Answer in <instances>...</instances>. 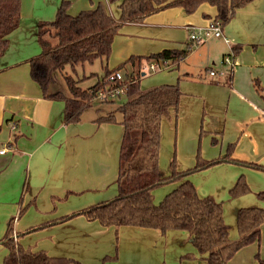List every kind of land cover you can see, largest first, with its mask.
<instances>
[{
  "label": "crops",
  "instance_id": "crops-1",
  "mask_svg": "<svg viewBox=\"0 0 264 264\" xmlns=\"http://www.w3.org/2000/svg\"><path fill=\"white\" fill-rule=\"evenodd\" d=\"M62 1H47L44 11L49 8L53 14ZM68 1L72 15L92 9L100 2L107 5L115 18L120 15L118 3L110 0ZM44 11L30 13L22 8L20 27L8 37L9 48L0 59V151L6 150L0 153V264L8 255L2 241L11 222L16 242L24 249L45 250L51 256L72 258L80 264H103L102 259L114 255L116 246L118 261L106 264H206L186 231L162 233L133 226L117 230L84 216L59 220L118 194L116 180L124 127L118 123H97L96 119L106 112L101 107L94 113H89L90 108L80 122L68 124L65 103L43 97L30 76L27 61L38 53V50L29 53V46H34L28 43L38 39L39 23L52 19ZM216 15V7L208 3L193 14L179 7L169 8L143 23L123 25L114 40L111 54L114 60L110 57L111 64L107 63L111 70L133 55L149 56L192 46L183 61L159 71L164 72L161 80L147 86L153 89L159 84L179 83L183 92L178 112L172 110L162 122L159 159L162 168H168V162L176 155L179 169H190L197 163L199 150L204 159L214 160L226 155L230 144H235L234 158L264 165V0H255L239 9L223 28L224 38L194 45L190 41L191 32L209 26ZM233 46H241V51L233 61L231 83L230 76L211 77L207 69L220 63V68H211L222 70L224 58ZM133 70L135 67L128 64L121 73L125 76ZM256 81L262 92L258 91ZM141 89L149 90L143 85ZM170 163L167 172L163 170L167 175ZM241 175L254 192L264 191V171L228 163L193 174L189 179L200 197L228 201L229 191ZM177 185L169 184L162 195ZM231 202L234 205L227 206L225 202L224 208L231 231L233 219H227L228 212L237 222L239 209L264 208V202L252 194ZM55 220L46 228L27 233ZM261 242L257 244L264 259ZM188 253L195 254V259L182 258ZM253 264L260 263L256 259Z\"/></svg>",
  "mask_w": 264,
  "mask_h": 264
},
{
  "label": "trees",
  "instance_id": "trees-1",
  "mask_svg": "<svg viewBox=\"0 0 264 264\" xmlns=\"http://www.w3.org/2000/svg\"><path fill=\"white\" fill-rule=\"evenodd\" d=\"M253 1L255 0H110V3H118L120 15L115 18L103 2L92 9L72 15L69 12L71 2L63 0L53 21L39 23L37 38L41 52L27 61L30 76L39 85L45 99L65 103V121L68 124L82 120L83 114L92 108L100 90L107 87L113 90L123 84L116 78L117 72H122L128 64L135 67V70L124 76L128 101L96 119L99 124L118 123L124 127L116 180L118 194L111 200L61 217L60 221L84 216L89 221H98L104 227H115L117 230L123 226H133L158 229L162 233L171 230L186 231L206 264H229L242 248L253 243L260 244L264 208L250 206L239 209L236 215L239 238L232 240L231 228L225 220L224 202L211 196L200 197L189 177L223 163L260 171H264V165L234 158L235 144H230L226 155L214 160L204 159L199 150L197 163L190 169L180 170L176 156L170 163L169 175L160 168L162 122L172 110L178 112L183 92L179 83L162 84L143 92L141 69L146 63L153 61L159 64L168 61L170 66L177 65L192 51L191 44L181 51L168 49L149 56L133 55L112 70L107 64L114 40L125 24L143 23L148 17L169 8L179 7L187 14H193L202 4L208 3L217 9L213 23L224 28L239 9ZM21 10L22 0H0V59L9 48L8 37L20 27ZM205 17L209 18L207 15ZM240 51L241 46H233L228 55L235 59ZM99 59L106 61L105 73L96 84L88 88H82L79 80L67 71L69 67L75 72L77 66L93 64ZM60 72H65L67 87L60 88L57 85ZM228 76L231 83L233 72ZM256 87L262 92L258 81ZM174 183L178 185L157 204L155 191L161 186ZM251 192L246 177L241 175L230 189L229 196L236 199ZM255 195L264 202V191ZM55 222L57 220L46 222L38 228L29 229L27 233L46 228ZM22 235L24 234L19 236ZM15 236L17 237L11 222L5 240L2 241V245L8 250L3 264H80L72 258L51 256L45 250H26L16 242ZM118 238L116 232L117 241ZM195 257V254L188 253L182 258L192 260ZM118 259L116 246L114 255L105 256L102 262L106 264ZM256 259L264 264L259 253Z\"/></svg>",
  "mask_w": 264,
  "mask_h": 264
},
{
  "label": "rangeland",
  "instance_id": "rangeland-1",
  "mask_svg": "<svg viewBox=\"0 0 264 264\" xmlns=\"http://www.w3.org/2000/svg\"><path fill=\"white\" fill-rule=\"evenodd\" d=\"M47 1H49V0H22L23 11L24 12H30V13L42 12V11L45 10L46 7H48L47 6ZM44 12H45V14L47 16H50V17L52 16V19H47L46 21H53L56 18L57 10L53 14H52V12H50L49 8H48L47 11H44ZM31 42L32 41H29L28 44L29 45L33 44L34 48L32 46H29V48H30L29 49V53L36 52V50H38V53H35V54L32 55V56H36L37 54H39L41 52V46H40V44L38 42V39L37 40L35 39L32 43ZM195 47H198V46H195ZM112 59L114 60V58H112ZM105 64H106L105 59H104L103 62L101 61V59H99V60L95 61L93 64H85V65L77 66V69H76L75 72L71 71V69L69 67L67 68V71H68L69 74H72L75 79L79 80V82H80L79 84H80V86L82 88H88V87L96 84L101 79V77L105 73V70H104ZM110 64H111V59L109 60V65ZM119 64H121V63H119ZM212 66L213 65H211V67ZM213 67L220 68V63H217L216 66H213ZM222 67H223L222 70L229 68L226 65H223ZM64 74H65V72H62V73L60 72L58 74L59 80H58V84L57 85L60 88L67 87L66 86V82H65ZM162 75H164V72H158V73L156 72V73H153L152 75L146 76L145 78L142 79L143 82L141 80V82H142L141 83V87L143 85V87L145 86L146 88H149V90H151L152 88L151 87H147V86L149 84H153L154 82H156L158 80H161ZM224 78L227 79L228 76L224 77ZM160 85L161 84L156 85L153 88L158 87ZM110 101H112V102H103L99 97L95 98L94 101H93V106L91 108L92 110L89 111V113H94V111H96L97 107H101V108H103V110H106L105 113H109V112L113 111L117 106L127 102L128 101V97L126 95H121V96L116 97V98H114V99H112ZM171 145L173 147V142H171ZM162 155H165V157H166V154H162ZM163 162L164 161L161 162V165H163L162 164ZM169 163H170V161L168 162V165H167L168 168H162V166L160 168L162 170H165V171L168 170L169 169ZM168 187H169V185H164V186H161V187H159L157 189V191H156V193H157L156 194L157 195V202L156 203L157 204L159 202H161L164 199V197L166 196V195L165 196L162 195V194H164V192H162V191H165V192H166V190L168 191ZM159 191H161V197H160V194H158V193H160ZM250 194L255 195L256 192H254L252 190V192ZM250 194H248V195H250ZM255 197L257 198L256 195H255ZM228 198H229L228 201H223L224 202V208H225L226 203H228L227 206L229 204L234 205L231 202L234 199H231L230 196ZM227 206H226V209H227ZM227 219L229 221L231 219H233V227H232V231H231V239H234V238L238 239L239 238V233H238V229H237V226H236L235 216L234 217L231 216L230 213L228 212L227 213ZM228 225H230V224H228ZM263 230H264V228H263ZM258 245L259 244H257V243H253L251 245L246 246L247 248L246 247H244V249L242 248V250L240 252L238 251L239 253L237 252L238 254L236 253L237 255L235 254V256H234L235 258L233 257L234 260H233L232 264H253L255 262V260H256V255L258 253L259 254L261 253V247H259ZM261 246L263 248L264 242L263 243L261 242Z\"/></svg>",
  "mask_w": 264,
  "mask_h": 264
},
{
  "label": "built area",
  "instance_id": "built-area-1",
  "mask_svg": "<svg viewBox=\"0 0 264 264\" xmlns=\"http://www.w3.org/2000/svg\"><path fill=\"white\" fill-rule=\"evenodd\" d=\"M212 38H224L223 27L221 25L214 24L213 22L209 26L194 29L190 34V41L194 45H202ZM225 41H227L226 38H225ZM233 61H234L233 56L227 55L224 58L223 63L224 65L229 67L228 69L215 70L214 68L210 67L207 69V73L211 77H217V78L226 77L230 75V73L233 72V69H234ZM168 67H170V65L168 64V61H164L162 62V64H159L153 61L151 63H146L142 67L141 72L144 76H146V75L159 72L161 70L168 69ZM115 76L123 84L120 85V87L114 88L113 90H110L109 87L100 90L98 92L97 98L99 97L103 102L110 101L116 97L125 95L126 93L127 86L124 84V81H125L124 75L121 72H117ZM5 152H6L5 149L0 151L1 154H4ZM15 239H16V236H15Z\"/></svg>",
  "mask_w": 264,
  "mask_h": 264
}]
</instances>
